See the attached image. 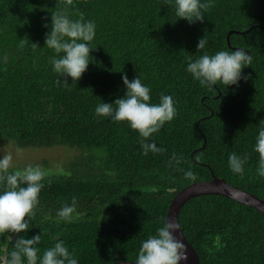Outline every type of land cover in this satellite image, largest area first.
Here are the masks:
<instances>
[{
  "label": "trees",
  "instance_id": "1",
  "mask_svg": "<svg viewBox=\"0 0 264 264\" xmlns=\"http://www.w3.org/2000/svg\"><path fill=\"white\" fill-rule=\"evenodd\" d=\"M211 2L204 19L190 23L176 15L174 0H73L71 6L64 0H0V144L81 152L66 169L46 173L29 229L0 234V263L17 239L37 234L38 257L62 240L78 264L135 262L142 242L166 222L176 194L211 180L210 169L264 201L253 150L264 125V0ZM55 11L72 20L82 13L96 26L90 63L75 82L59 77L49 62L56 53L45 39ZM231 31L238 33L229 46ZM204 37L207 44L198 50ZM22 39L29 41L23 47ZM236 49L248 51L252 61L235 85L209 89L186 71L189 57L194 62ZM124 75L129 81L139 76L153 104L162 94L173 98L175 118L148 140L165 149L159 154H142L141 137L128 122L95 114L98 104L125 96ZM173 153L183 156L179 168L169 166ZM233 153L247 157L242 175L229 167ZM188 170L195 181L185 179ZM73 196V219L58 222L57 211ZM179 220L200 264H264V214L256 209L205 195L186 203Z\"/></svg>",
  "mask_w": 264,
  "mask_h": 264
},
{
  "label": "clouds",
  "instance_id": "2",
  "mask_svg": "<svg viewBox=\"0 0 264 264\" xmlns=\"http://www.w3.org/2000/svg\"><path fill=\"white\" fill-rule=\"evenodd\" d=\"M65 6L73 5V0H64ZM176 15L186 19L190 23L204 19L203 11L214 7L211 0H174ZM45 27H48L46 24ZM95 23L85 21L83 14L80 18L72 20L66 11H55L51 15V31L46 34L45 46L54 50L55 56L50 58L53 71L59 77L67 76L78 81L88 68L90 63L91 41L95 37ZM28 39L20 40V46L28 43ZM207 44V40L201 38L197 48L201 50ZM33 49L38 45L31 43ZM251 55L244 49L234 51H219L214 55L204 54L194 62L189 57L186 71L199 83L211 89L217 83L225 86L235 85L241 79V70L245 65H250ZM126 93L123 98H118L114 103L102 102L97 105L95 114L101 117H111L115 122H128L130 128L139 133L142 154L147 156L149 152L161 153L165 151L158 148L154 142H148L154 133L160 131L166 122L172 121L176 116V108L170 95H161L159 103H151L150 89L141 82L138 76L129 81L127 75L122 76ZM61 79L57 80V84ZM64 85H68L65 80ZM258 153L259 176L264 177V125L259 129L256 143L253 149ZM247 157H241L235 153L228 158L230 169L236 174H243V165ZM183 156L173 153L168 162L179 168ZM13 167V154L5 152L0 159V234L21 233L30 227L35 209L39 204V194L43 188L41 181L46 173L40 166L28 165L22 170L10 172ZM187 180L195 181V173L188 170L184 173ZM77 198L72 197L71 204H64L58 211V222H70L76 212ZM28 217V220H25ZM179 230V224L167 220L159 227L156 234L144 240L139 248L135 264H179L181 260H187V250L174 233ZM41 241V235L37 234L31 239L23 237L16 240L14 250L10 258H6L4 264H78L77 259L59 241L49 249H46L42 257H38L39 249L36 247Z\"/></svg>",
  "mask_w": 264,
  "mask_h": 264
},
{
  "label": "water",
  "instance_id": "3",
  "mask_svg": "<svg viewBox=\"0 0 264 264\" xmlns=\"http://www.w3.org/2000/svg\"><path fill=\"white\" fill-rule=\"evenodd\" d=\"M234 33H238V32L231 31L227 36V42L229 46H231V35ZM247 54L250 55L248 51H247ZM205 145H206V138H205V144L203 147H205ZM196 152L197 151H195L194 153ZM210 170L212 174L211 180L196 182L182 189L173 198L169 206L168 212H167L166 221L169 219L179 224V230H177L174 233V236L185 245L186 250H187V257H188L187 260H181L179 264H200L199 254L195 250L194 246L186 238L181 228L180 220H179V216H180L182 208L190 200L196 197H199V196L219 195V196H223L225 198L231 199L240 204H244L246 206L254 208L257 211L264 214V201L263 200L254 196L251 193H248L244 190H240L230 185L224 179L218 178L214 174L212 169ZM115 264H135V262L123 261V262H117Z\"/></svg>",
  "mask_w": 264,
  "mask_h": 264
},
{
  "label": "rangeland",
  "instance_id": "4",
  "mask_svg": "<svg viewBox=\"0 0 264 264\" xmlns=\"http://www.w3.org/2000/svg\"><path fill=\"white\" fill-rule=\"evenodd\" d=\"M13 154V167L22 170L28 165L40 166L45 172H56L66 169L68 163L73 161L80 151L69 147L56 146L52 148H18L12 142L0 144V159L5 152Z\"/></svg>",
  "mask_w": 264,
  "mask_h": 264
},
{
  "label": "built area",
  "instance_id": "5",
  "mask_svg": "<svg viewBox=\"0 0 264 264\" xmlns=\"http://www.w3.org/2000/svg\"><path fill=\"white\" fill-rule=\"evenodd\" d=\"M0 264H4V263H0Z\"/></svg>",
  "mask_w": 264,
  "mask_h": 264
}]
</instances>
